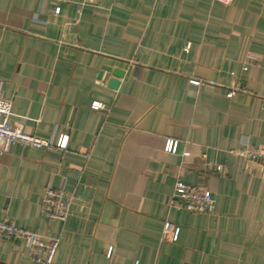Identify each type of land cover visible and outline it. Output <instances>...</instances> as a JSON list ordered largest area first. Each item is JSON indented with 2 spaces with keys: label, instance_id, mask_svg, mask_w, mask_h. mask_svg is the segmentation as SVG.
I'll return each instance as SVG.
<instances>
[{
  "label": "crops",
  "instance_id": "1",
  "mask_svg": "<svg viewBox=\"0 0 264 264\" xmlns=\"http://www.w3.org/2000/svg\"><path fill=\"white\" fill-rule=\"evenodd\" d=\"M0 85L10 123L69 137L0 154V218L59 237L53 264H264V168L236 152L264 148V0H0ZM177 179L215 208L172 205ZM0 264H35L28 241Z\"/></svg>",
  "mask_w": 264,
  "mask_h": 264
},
{
  "label": "built area",
  "instance_id": "2",
  "mask_svg": "<svg viewBox=\"0 0 264 264\" xmlns=\"http://www.w3.org/2000/svg\"><path fill=\"white\" fill-rule=\"evenodd\" d=\"M194 82V81H193ZM199 83V81H195ZM238 87L231 89L234 94ZM2 85H0V92ZM102 103L95 101L93 107L100 108ZM12 114L10 101L0 96V154L10 151L12 145L20 143L24 146L43 147L47 151L65 150L68 145V135H63L57 142L53 138H42L27 133L21 123H10ZM168 151L176 150V143L171 139L167 144ZM247 157L258 159L264 168V148H249L237 150ZM73 195L64 186L47 187L42 200V210L45 216L52 219L65 220L72 207ZM172 205L185 208L192 212H210L215 208V199L204 185L187 184L181 179L176 180V192L173 194ZM181 227L169 220L164 223V234H171L172 240L177 241ZM0 236L6 238L18 237L28 241L31 260L35 264H53L60 238H42L36 232L14 223L9 217L0 218Z\"/></svg>",
  "mask_w": 264,
  "mask_h": 264
},
{
  "label": "water",
  "instance_id": "3",
  "mask_svg": "<svg viewBox=\"0 0 264 264\" xmlns=\"http://www.w3.org/2000/svg\"><path fill=\"white\" fill-rule=\"evenodd\" d=\"M115 75L117 76V77H114V78H112L111 79V81H110V85L112 86V87H117L118 85H119V83H120V79L118 78V77H122L123 76V71H121V70H116L115 71Z\"/></svg>",
  "mask_w": 264,
  "mask_h": 264
}]
</instances>
